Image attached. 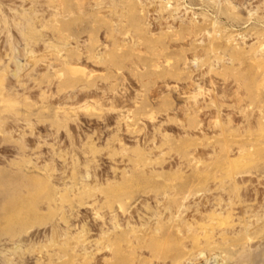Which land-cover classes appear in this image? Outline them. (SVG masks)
I'll return each instance as SVG.
<instances>
[{
    "label": "rangeland",
    "instance_id": "1",
    "mask_svg": "<svg viewBox=\"0 0 264 264\" xmlns=\"http://www.w3.org/2000/svg\"><path fill=\"white\" fill-rule=\"evenodd\" d=\"M0 264H264V0H0Z\"/></svg>",
    "mask_w": 264,
    "mask_h": 264
},
{
    "label": "bare ground",
    "instance_id": "2",
    "mask_svg": "<svg viewBox=\"0 0 264 264\" xmlns=\"http://www.w3.org/2000/svg\"><path fill=\"white\" fill-rule=\"evenodd\" d=\"M154 245V244H153ZM154 247V246H153ZM158 247V246H157ZM160 249V248H159Z\"/></svg>",
    "mask_w": 264,
    "mask_h": 264
}]
</instances>
